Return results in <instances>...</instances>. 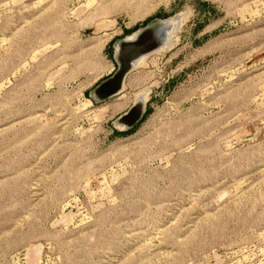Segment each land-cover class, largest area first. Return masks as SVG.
Here are the masks:
<instances>
[{"label":"rangeland","instance_id":"obj_1","mask_svg":"<svg viewBox=\"0 0 264 264\" xmlns=\"http://www.w3.org/2000/svg\"><path fill=\"white\" fill-rule=\"evenodd\" d=\"M0 264H264V0H0Z\"/></svg>","mask_w":264,"mask_h":264},{"label":"water","instance_id":"obj_2","mask_svg":"<svg viewBox=\"0 0 264 264\" xmlns=\"http://www.w3.org/2000/svg\"><path fill=\"white\" fill-rule=\"evenodd\" d=\"M178 19L179 16H173L152 22L131 36L118 40L114 52L117 68L93 89L92 99L103 102L117 95L121 91L124 78L134 68V63L168 44L170 36L178 27ZM142 115L143 100H135L132 107L116 119L115 124L120 128L130 129L140 121Z\"/></svg>","mask_w":264,"mask_h":264},{"label":"bare ground","instance_id":"obj_3","mask_svg":"<svg viewBox=\"0 0 264 264\" xmlns=\"http://www.w3.org/2000/svg\"><path fill=\"white\" fill-rule=\"evenodd\" d=\"M171 42H172V41L168 42V44H166V47H169V46L171 45ZM166 47H165V48H166ZM145 57H147V56H143V57H141L140 59H138V60L134 63V64H135L134 67H136V66H137V63H138L140 60H142L143 58H145ZM125 78H126V77H125ZM125 78H124V80H125ZM124 80H123V83H122L121 91H122V89H123ZM121 91H120V92H121ZM120 92H119V93H120ZM119 93H118V94H119ZM139 99H141V100H145L146 98H145V97H138V98H135V100H139ZM133 104H134V103H133ZM133 104H132V105H133ZM131 107H132V106H131ZM131 107H130V108H131ZM130 108H129V109H130ZM129 109H128V110H129ZM128 110H127V111H128ZM127 111H126V112H127ZM126 112H125V113H126ZM125 113H123V114H125Z\"/></svg>","mask_w":264,"mask_h":264}]
</instances>
